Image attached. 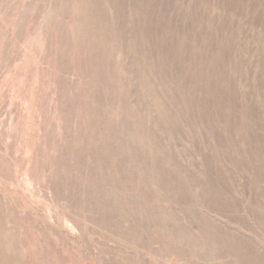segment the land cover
Segmentation results:
<instances>
[{"label": "rangeland", "instance_id": "1", "mask_svg": "<svg viewBox=\"0 0 264 264\" xmlns=\"http://www.w3.org/2000/svg\"><path fill=\"white\" fill-rule=\"evenodd\" d=\"M0 214L8 264H264V0H0Z\"/></svg>", "mask_w": 264, "mask_h": 264}, {"label": "bare ground", "instance_id": "2", "mask_svg": "<svg viewBox=\"0 0 264 264\" xmlns=\"http://www.w3.org/2000/svg\"><path fill=\"white\" fill-rule=\"evenodd\" d=\"M1 218H2V215L0 214V221H1ZM2 232L4 233L3 229L0 228V264H8L9 257L7 255L8 252L6 251V249H7V242H5V240L2 241V238H3Z\"/></svg>", "mask_w": 264, "mask_h": 264}]
</instances>
